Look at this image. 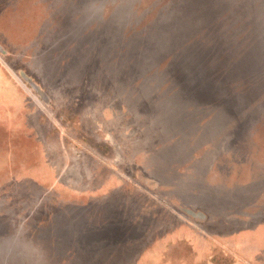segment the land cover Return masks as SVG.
I'll return each mask as SVG.
<instances>
[{"label":"rangeland","instance_id":"1","mask_svg":"<svg viewBox=\"0 0 264 264\" xmlns=\"http://www.w3.org/2000/svg\"><path fill=\"white\" fill-rule=\"evenodd\" d=\"M0 264H264V0H0Z\"/></svg>","mask_w":264,"mask_h":264}]
</instances>
